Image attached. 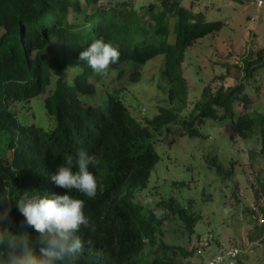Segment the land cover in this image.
<instances>
[{"label": "trees", "instance_id": "1", "mask_svg": "<svg viewBox=\"0 0 264 264\" xmlns=\"http://www.w3.org/2000/svg\"><path fill=\"white\" fill-rule=\"evenodd\" d=\"M149 10L144 21L126 1L0 0V192L6 186L17 198L23 191L67 194L51 179L64 158L80 149L96 157L95 166H89L98 183L95 198L76 190L69 193L84 200L85 214L95 226L94 232L81 227L82 239L93 243L86 244L84 254L72 264H145L142 253L148 244H157L158 224L150 209L140 210L135 197L147 188L161 159L158 134L193 137L206 120H212L232 138L258 133L264 159L261 83H241L216 95L205 90L196 109L184 112L189 101L184 52L220 30L222 22H208L204 11L195 12L179 0H161L158 9L151 4ZM97 38L118 48L119 61L111 65L115 68L131 64L142 68L163 55L160 87L177 105L162 107L143 124L118 96L103 98L95 72L79 59ZM55 45L58 49L47 57ZM242 65L247 82L263 70L264 56L247 58ZM65 66L82 72L68 80ZM23 102L33 103L34 110H24ZM256 156L251 151L250 164ZM11 207L16 230L24 217L15 201ZM26 230L36 237L34 229ZM153 264L181 263L157 257Z\"/></svg>", "mask_w": 264, "mask_h": 264}, {"label": "rangeland", "instance_id": "2", "mask_svg": "<svg viewBox=\"0 0 264 264\" xmlns=\"http://www.w3.org/2000/svg\"><path fill=\"white\" fill-rule=\"evenodd\" d=\"M116 1L130 2L144 21L151 4L157 9L161 6V0ZM179 1L195 12L204 11L208 22H222L220 30L198 39L184 52L182 67L189 88L185 113L196 109L205 90L216 95L241 83L264 85V68L247 82L241 69L243 60L264 56V7L258 8L256 0ZM170 41H174V35ZM57 49L58 45L53 46L47 57ZM163 59V55L156 56L142 68L136 64L110 66L107 76L95 72L98 93L103 98L118 96L133 117L148 124L162 107L177 105L170 103L167 91L160 87L164 85ZM81 72L80 68L65 66L68 80L76 79ZM136 72L139 74L133 77ZM24 110L33 111L34 104L26 103ZM206 124L193 137L161 133L155 138L161 159L135 202L146 211L149 209L143 201L152 197L156 207L165 212L163 219H157V244H148L142 253L145 264H153L157 257L202 264L233 247L241 250L238 264H264L261 138L258 133L232 138L218 123L206 120ZM251 151L257 153L254 164H250Z\"/></svg>", "mask_w": 264, "mask_h": 264}, {"label": "clouds", "instance_id": "3", "mask_svg": "<svg viewBox=\"0 0 264 264\" xmlns=\"http://www.w3.org/2000/svg\"><path fill=\"white\" fill-rule=\"evenodd\" d=\"M120 52L103 38L95 39L79 54L94 72L107 76L112 64L119 61ZM96 157L80 149L75 155H67L56 173L51 177L54 184L68 193L64 195L28 191L20 192L17 198L5 186L0 192V264H72L84 254L86 244L80 233L81 227L95 231L90 217L85 214V202L70 195L76 190L88 198H95L97 178L89 166H95ZM77 171H73V168ZM16 202L17 211L24 221L13 230L11 202ZM143 206L161 219L165 210L156 207L152 197L143 201ZM34 229L32 238L26 229Z\"/></svg>", "mask_w": 264, "mask_h": 264}, {"label": "built area", "instance_id": "4", "mask_svg": "<svg viewBox=\"0 0 264 264\" xmlns=\"http://www.w3.org/2000/svg\"><path fill=\"white\" fill-rule=\"evenodd\" d=\"M258 8L264 7V0H256ZM241 256V250L237 247H233L228 250L225 254L215 255L202 264H238Z\"/></svg>", "mask_w": 264, "mask_h": 264}]
</instances>
